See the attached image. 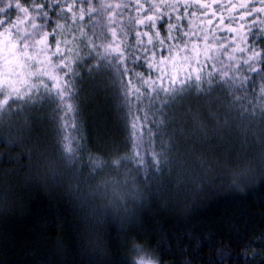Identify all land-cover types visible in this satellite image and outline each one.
I'll return each instance as SVG.
<instances>
[{"label":"snow or ice","instance_id":"snow-or-ice-1","mask_svg":"<svg viewBox=\"0 0 264 264\" xmlns=\"http://www.w3.org/2000/svg\"><path fill=\"white\" fill-rule=\"evenodd\" d=\"M106 9L112 10L102 13V22L96 13ZM92 55L97 58L87 64L88 72L99 70L105 58L111 64L116 57L122 67L128 96L137 105L129 118L131 135L143 134L146 127L148 110L140 105L156 106L154 127L164 140L159 154L152 153L157 175H162L161 157L172 174L168 153L173 140L186 135L189 122L199 125L196 140L189 144L197 164L176 172L173 187L183 203L177 206L182 211L172 210L173 216L217 196L238 197L228 201L234 207L249 199L264 204V87L255 101H237L223 112L215 111L211 102L201 104L220 65L242 68L246 80L255 77L264 85V0H100L99 7L96 0H21L11 15L0 13V124L9 128L13 143L42 126L47 98L64 100L76 90L73 81L83 74L77 65ZM65 106L62 123L67 124L66 117L75 116V110L71 102ZM202 115L211 128L202 124ZM97 191L117 217L111 250L56 242L37 264H51L57 255L64 264H161L163 255L191 264V254L202 251L207 252L204 264H249L252 259L246 252L222 258L215 233L199 239L194 225L173 228L171 237L166 231H150L146 213L127 211L128 201L150 207L141 190L121 191L105 180ZM161 206L169 210L168 201ZM58 227L63 231L62 223ZM229 239L233 248L245 237L236 231ZM251 246L249 241L245 248ZM261 262L264 256L256 264Z\"/></svg>","mask_w":264,"mask_h":264},{"label":"trees","instance_id":"trees-1","mask_svg":"<svg viewBox=\"0 0 264 264\" xmlns=\"http://www.w3.org/2000/svg\"><path fill=\"white\" fill-rule=\"evenodd\" d=\"M20 3L21 0H2L0 13L9 16ZM99 4L100 0H96L97 7ZM111 10H102L96 15L103 22L102 13ZM96 58L92 55L88 61L78 63L77 68L83 74L73 81L76 90L64 100L56 96L47 98L42 126L26 132L19 143H13L9 128L0 124V185H4L0 187V264H37L39 257L55 247L56 242L71 247L78 241L75 217L81 213L103 215L98 210L109 205L108 199L97 191L105 180L119 185L121 191L132 188L143 191L149 208L139 207L132 201L127 204L130 214L146 213L144 222L150 231H166L171 237L173 228L182 230L194 225L199 239L215 233L217 247L224 254L222 258L229 253L237 258L246 252L252 257L249 264L260 261L264 256L261 239L264 204L249 199L243 207H234L228 201L238 197L217 196L195 202L189 212L172 215L173 209L182 211L177 206L183 203V197L176 195L173 187L176 172L197 164L196 153L189 150V144L196 140L195 129L199 125L189 122L186 135L173 140V150L168 153L172 174L161 157L162 175H157L152 153L159 154L164 140L154 127L156 106L140 105L148 110L146 127L143 134L131 135L129 118L136 114L137 105L128 96L122 67L116 57L111 64L105 58L99 70L93 68L88 72L87 64ZM247 75L242 68L220 65L213 72L211 91L201 97V104L211 102L215 111L223 112L237 101L244 105L255 101L264 85L255 77L246 80ZM68 102L75 116H67L64 124L62 113L67 111ZM201 122L205 127L213 126L205 115L201 116ZM153 132H157L155 137ZM141 160L143 166H140ZM13 177L19 183L9 188V178ZM164 200L169 203L168 211L161 206ZM116 219L113 212L107 213L109 234L116 227ZM60 223L63 231L59 230ZM236 231L245 239L230 248L229 236ZM249 241L252 246L246 249ZM169 243L175 244V240L170 239ZM206 256V251L199 256L191 254V264H204ZM51 264L64 262L57 255L51 258ZM98 264L105 262L99 260ZM161 264H181V257L163 255Z\"/></svg>","mask_w":264,"mask_h":264},{"label":"clouds","instance_id":"clouds-1","mask_svg":"<svg viewBox=\"0 0 264 264\" xmlns=\"http://www.w3.org/2000/svg\"><path fill=\"white\" fill-rule=\"evenodd\" d=\"M19 181L15 178H9L7 187H14ZM4 187V185H0ZM128 212L131 209H127ZM97 215L92 213H81L75 217L74 226L78 241L87 249L110 251L111 237L107 228V213L113 212V209L108 206H102Z\"/></svg>","mask_w":264,"mask_h":264}]
</instances>
